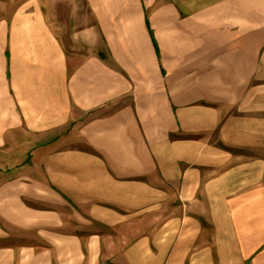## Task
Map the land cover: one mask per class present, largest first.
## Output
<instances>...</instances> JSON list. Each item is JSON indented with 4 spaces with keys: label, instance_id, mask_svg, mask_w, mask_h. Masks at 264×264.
Segmentation results:
<instances>
[{
    "label": "crops",
    "instance_id": "0c3cea01",
    "mask_svg": "<svg viewBox=\"0 0 264 264\" xmlns=\"http://www.w3.org/2000/svg\"><path fill=\"white\" fill-rule=\"evenodd\" d=\"M0 264H264V0H0Z\"/></svg>",
    "mask_w": 264,
    "mask_h": 264
},
{
    "label": "rangeland",
    "instance_id": "374dc122",
    "mask_svg": "<svg viewBox=\"0 0 264 264\" xmlns=\"http://www.w3.org/2000/svg\"><path fill=\"white\" fill-rule=\"evenodd\" d=\"M13 7H14L13 5H7V12L11 11V9H13ZM58 7L62 8L64 10V13H66V14L69 13V10L71 8L70 5H59ZM62 9H60L59 12H62L63 11Z\"/></svg>",
    "mask_w": 264,
    "mask_h": 264
}]
</instances>
